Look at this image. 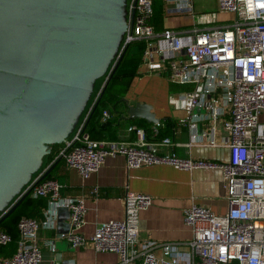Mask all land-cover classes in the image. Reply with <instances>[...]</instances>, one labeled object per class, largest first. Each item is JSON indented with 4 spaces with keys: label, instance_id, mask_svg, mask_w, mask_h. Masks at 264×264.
I'll return each instance as SVG.
<instances>
[{
    "label": "built area",
    "instance_id": "obj_1",
    "mask_svg": "<svg viewBox=\"0 0 264 264\" xmlns=\"http://www.w3.org/2000/svg\"><path fill=\"white\" fill-rule=\"evenodd\" d=\"M155 2L165 4L166 15H194L193 0H127V27L99 88L72 132L56 147L55 159L39 169L14 199L26 191L45 198L42 217L18 219L15 251L0 258V264H40L39 230L55 227L59 207L69 210L70 228L61 237L73 247L90 243L97 252H114L119 256L115 264H264V0H216L220 11L231 14L228 22L161 30L151 23ZM137 40L145 43L141 75L164 76L169 83L186 87L176 93L187 112L180 120L190 130L185 145L225 147L226 160L161 152V147L173 144L171 138L148 139L144 128L135 124L128 126L130 135L124 140L90 137L85 128L92 107L122 52ZM109 117L104 110L101 121ZM158 124L152 127L153 137ZM117 156L124 158L128 170L157 164L220 169L226 212L216 214L192 203L183 209V221L192 234L188 241L139 242V213L152 204L153 197L125 189L122 218L100 222L84 235L79 229L84 224L85 196H63L56 179L40 177L61 159L66 168L87 178ZM98 193L95 186L89 196ZM12 240L11 234L0 229V246ZM42 244L48 247L52 264H59L54 241L46 239Z\"/></svg>",
    "mask_w": 264,
    "mask_h": 264
},
{
    "label": "water",
    "instance_id": "obj_2",
    "mask_svg": "<svg viewBox=\"0 0 264 264\" xmlns=\"http://www.w3.org/2000/svg\"><path fill=\"white\" fill-rule=\"evenodd\" d=\"M126 2L0 0V222L29 195L14 201L87 107L126 30ZM123 102L122 119L160 122L150 104Z\"/></svg>",
    "mask_w": 264,
    "mask_h": 264
},
{
    "label": "crops",
    "instance_id": "obj_3",
    "mask_svg": "<svg viewBox=\"0 0 264 264\" xmlns=\"http://www.w3.org/2000/svg\"><path fill=\"white\" fill-rule=\"evenodd\" d=\"M199 1L200 6L196 8V0H193L194 15H166L165 4L155 2L161 9V29L219 25L228 22L232 17L230 13L218 9L216 0ZM139 71L140 63L137 74L132 76L127 90L119 99L123 101L126 98L129 104L136 102L150 104L152 111L160 120L169 119L173 122L171 134L168 136L173 144L161 147L160 151H174L180 158L226 160L228 149L225 147L185 145L190 140V130L187 124L180 122L187 117V112L185 104L176 97L178 91H170V83L166 77L141 75ZM125 105V102H120L118 109L125 112ZM108 120L109 128L104 132L108 138L124 140L129 137L130 133L127 131L131 125L129 120L120 118L114 121L112 116ZM52 173L61 184L63 196H85L84 224L79 229L84 235L91 234L100 222L122 218L125 189L147 193L153 197L152 204L139 213V242L188 241L192 234L183 221V209L192 203L205 205L216 214H223L227 209L224 178L218 168L187 170L157 164L128 170L124 158L117 156L108 158L98 171L87 178L81 177L73 169L66 168L63 162L56 164ZM95 186L99 188L98 196H89ZM69 228V210L66 207H59L55 227L39 230L43 251L40 264H52L48 247L42 244L46 239L54 241L55 257L59 264H115L118 261V254L97 252L90 243L78 247L71 246L61 237Z\"/></svg>",
    "mask_w": 264,
    "mask_h": 264
},
{
    "label": "trees",
    "instance_id": "obj_4",
    "mask_svg": "<svg viewBox=\"0 0 264 264\" xmlns=\"http://www.w3.org/2000/svg\"><path fill=\"white\" fill-rule=\"evenodd\" d=\"M151 23L154 25L155 29L161 30L160 27L161 9L156 4L154 5V11H153ZM144 47H145L144 41L137 40L131 42L125 48L123 57L121 58L117 66L114 68L112 75L103 93L99 94L97 98L96 107L94 108L96 104L95 103L93 106L94 110H92L91 114L88 117L85 130L89 133L90 137L95 139L108 138L104 132L109 128L107 127V125L110 123L109 122L110 120H108L107 122L101 121L102 113L104 110H107L109 112L110 116L113 117L114 121H117L118 119L120 120L122 111L118 109V104L123 101L119 98L127 90L129 83L132 79V76L137 74V67L138 64L141 62ZM169 88L171 92H177L185 89L186 87H181L177 84L170 83ZM93 93L91 97L93 96ZM125 113H126V105H125ZM129 121L130 124H135L139 127L144 128L148 139H158L165 136H169L171 134L172 125H173V122L169 119L160 120L159 124L156 126L158 133L155 137H153L154 132L152 126L154 124L148 123L144 119H129ZM109 139L111 138L109 137ZM58 145L59 144L51 146V152L43 157L44 166L55 159L56 147ZM61 162L62 161L60 159L59 163ZM54 163L55 161L52 164ZM52 171L49 173V175L46 178L55 179V176L53 175ZM46 205H47V200L45 198L32 197L28 195L9 216H7L2 222H0V229L13 236V240L10 243L0 246V258L8 257L12 255L13 252L15 251L18 219L21 216L34 217L39 219L42 217V213Z\"/></svg>",
    "mask_w": 264,
    "mask_h": 264
},
{
    "label": "rangeland",
    "instance_id": "obj_5",
    "mask_svg": "<svg viewBox=\"0 0 264 264\" xmlns=\"http://www.w3.org/2000/svg\"><path fill=\"white\" fill-rule=\"evenodd\" d=\"M199 4H200V1H199V0H196L195 7L197 8ZM199 6H200V5H199ZM196 10H197V9H196ZM212 16H213V13H212ZM101 82H102V77H101L100 79H98V80L95 82L93 92L96 91V90L99 88ZM93 92H92V93H93ZM91 95H92V94H91ZM90 98H92V97H90ZM88 102H89V100H88ZM88 102H87V103H88ZM216 140H217V141L220 140V132H217ZM43 166H44V160L42 161V164H41L40 169L43 168Z\"/></svg>",
    "mask_w": 264,
    "mask_h": 264
}]
</instances>
